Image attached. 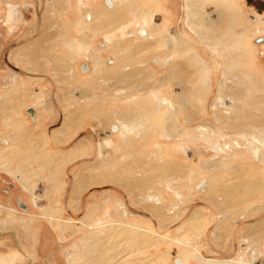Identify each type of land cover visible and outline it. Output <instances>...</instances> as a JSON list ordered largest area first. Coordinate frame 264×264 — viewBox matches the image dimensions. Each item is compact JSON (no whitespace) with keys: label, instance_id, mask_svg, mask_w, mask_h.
<instances>
[{"label":"rangeland","instance_id":"1","mask_svg":"<svg viewBox=\"0 0 264 264\" xmlns=\"http://www.w3.org/2000/svg\"><path fill=\"white\" fill-rule=\"evenodd\" d=\"M83 1L0 0V259L201 264L198 245L206 257L264 264V146L254 141L264 142V0ZM156 89L178 111L159 107ZM146 112L149 124L124 139L119 119ZM222 210L233 218L214 241ZM195 211L203 225L177 243ZM99 219L167 238L91 229Z\"/></svg>","mask_w":264,"mask_h":264},{"label":"bare ground","instance_id":"2","mask_svg":"<svg viewBox=\"0 0 264 264\" xmlns=\"http://www.w3.org/2000/svg\"><path fill=\"white\" fill-rule=\"evenodd\" d=\"M114 1V2H113ZM157 1H159V0H157ZM192 1V0H191ZM191 1H189V3H187L188 5H187V13H188V16H189V18H193V17H191V11H192V6H191ZM113 2V3H112ZM117 1L116 0H110L108 3H107V5H108V8L109 9H114V7H115V5H117V3H116ZM129 2V1H128ZM126 3V2H125ZM130 3V2H129ZM195 4V3H194ZM84 7H86L85 6V1H83V0H81V8H84ZM117 8H118V6H117ZM141 10V9H140ZM110 11V10H109ZM121 11V10H120ZM119 11V12H120ZM143 11V10H142ZM108 12V11H107ZM111 12H113V11H111ZM111 14H113V13H111ZM120 14V13H119ZM141 14V13H140ZM139 14V15H140ZM138 15V16H139ZM151 15V14H150ZM195 15V14H194ZM114 16V15H113ZM116 17H118L117 15H115ZM153 16V15H152ZM151 16V17H152ZM196 16H198V14L196 15ZM143 17V16H142ZM150 17V18H151ZM146 18V17H145ZM149 18V17H148ZM153 19H154V17H153ZM143 20V19H142ZM146 21H148V19H145ZM208 22H212V20L209 18V17H207V19H206ZM149 22V21H148ZM193 22V21H192ZM117 23V22H116ZM101 25V24H100ZM156 25H158V24H156ZM147 26V25H146ZM160 26V25H159ZM213 26V25H212ZM87 24L85 23V26H84V28H83V30H82V34L85 32V30L87 29ZM156 27V26H155ZM158 27V26H157ZM193 27V26H192ZM106 29V28H105ZM146 29H147V27H146ZM158 29V28H157ZM107 30V29H106ZM161 30V31H160ZM160 33L163 31V29H161L160 28ZM102 32V31H101ZM104 32V31H103ZM113 33H109V34H107L106 35V37H107V39H106V41H111V37H113V35H112ZM133 35V33H131L130 31H128L127 32V36H129V37H131ZM154 35H155V33L153 34H150V33H147L145 36H143V38H145V39H153L154 38ZM200 35V34H199ZM134 36V35H133ZM132 36V37H133ZM156 36V35H155ZM131 37V38H132ZM125 38V37H124ZM204 39V38H203ZM155 40V39H154ZM160 41L162 42L163 41V39L160 37ZM120 42V41H119ZM170 42V41H169ZM122 44H123V42H121ZM125 43V42H124ZM169 46H171V44H169ZM211 47V46H210ZM170 48V47H169ZM169 48L165 51L166 53H168V51H169ZM164 52V53H165ZM182 54V53H181ZM178 55V54H177ZM165 57H166V59H164V62H168V63H171V60H170V58H168V56L167 55H164ZM102 68V67H101ZM202 68V67H201ZM180 72V71H179ZM133 75V74H132ZM127 78V77H126ZM206 78V77H205ZM203 79V82H205L206 81V79ZM167 79V78H166ZM201 79V78H200ZM180 81V80H179ZM222 88H225V83H224V81H223V84H222ZM186 89V88H185ZM181 90H184V89H182V87H181ZM140 91V90H139ZM197 91V90H196ZM195 91V92H196ZM199 91H200V89H199ZM185 92V91H184ZM151 93V95L155 98V100H157L158 101V105H159V107H162L163 105H168V107H169V109H174V110H178V107H177V105L176 104H174L173 103V101H168V99L162 94V91H160V89H156V90H152V92H150ZM225 96L226 95H221L219 98H220V100L222 99V101H223V103H225V101H224V98H225ZM138 101V100H137ZM133 103H134V105H136L137 106V104L138 103H136V102H134L133 101ZM142 106V105H141ZM224 107V106H223ZM237 107H239V106H237ZM236 107L234 106V108H227L228 109V111H226V114L228 115V117H227V119H233V111L235 110L236 111V109H235ZM10 109V108H9ZM247 109V108H246ZM134 110V109H133ZM138 110H140V109H138ZM131 112V111H130ZM168 112H169V110H168ZM128 114V113H127ZM133 114V113H132ZM239 115H241L240 113H238ZM138 115V114H137ZM142 116H143V114H141ZM140 115V117H139V115H138V117L135 115V117L133 116V118L131 117H129V118H121L122 120H120L121 121V127H122V132H123V134H125L126 136L124 137V138H127L128 136H130L131 137V135L130 134H132V133H134V130H135V128L139 125V124H141V123H143V121H144V119H145V122H147L148 124H149V122L152 120V119H148V117H151V116H148V115H153V114H151L150 112H146V114L143 116L144 118H142V116ZM124 116H126V115H124ZM69 119V118H68ZM67 119V120H68ZM220 119V118H219ZM71 121L70 120H68V122H67V124L69 125V124H71L70 123ZM66 124V123H65ZM66 124V125H67ZM66 125H64V126H66ZM18 128V127H17ZM68 128V127H67ZM138 128V127H137ZM141 128V127H140ZM139 128V129H140ZM142 128H144V127H142ZM63 129V128H62ZM65 129V128H64ZM63 129V130H64ZM19 130V129H18ZM140 131V130H139ZM136 132V131H135ZM138 132V131H137ZM141 132V131H140ZM212 134V133H211ZM15 136V135H14ZM129 138V137H128ZM134 138V137H133ZM132 138V139H133ZM249 138V137H248ZM110 139V138H109ZM131 139V138H130ZM129 139V140H130ZM213 141V140H212ZM256 143H260V145H263L264 146V142H262L261 140H258V139H256L255 138V140H254ZM215 143V142H214ZM239 146V145H238ZM39 148V147H38ZM227 148H228V145H227ZM160 149H162L161 147H160ZM220 149H223V148H220ZM220 149H218V150H220ZM18 151V150H17ZM230 151V150H229ZM260 151L261 150H257L255 153L257 154V156L258 157H260L259 156V154H260ZM13 152H15V151H13ZM25 152V151H24ZM76 152V151H75ZM231 152V151H230ZM35 153V152H34ZM26 154V153H25ZM78 154V152H76V155ZM76 155L74 156V154L73 155H69V156H66L65 158H69V159H72V158H76ZM235 157V156H234ZM212 181V180H211ZM214 181V180H213ZM170 184V183H169ZM86 187V186H85ZM84 188V187H83ZM167 188V187H166ZM172 188V187H171ZM82 189V188H81ZM210 191V190H209ZM177 192V191H176ZM175 192V193H176ZM151 193V192H150ZM211 192H209V194H210ZM175 196H178V198L180 197V195L178 194V195H175ZM147 197H149V199L150 200H152V201H154L156 204H161V202H162V198H161V196H160V194H149ZM156 206V205H155ZM162 206V205H161ZM178 207V206H177ZM124 208V207H123ZM159 209V208H158ZM199 211H201V210H199ZM199 211H195L194 213H193V220L191 221V222H189L190 220H191V217L189 218V220L188 221H186L185 222V225H182V228H180L178 231H177V238H175V241L177 242V243H179V244H183L182 243V241L179 239V237L181 236L180 235V233L181 232H183V230L185 231V229H192L191 228V225H194V224H199V225H203L202 223H201V219L200 220H196V222H195V217H196V214L195 213H197V212H199ZM92 212H96L97 213V211L96 210H92ZM124 213H126V209H124ZM126 215V214H125ZM206 212H204V214H200V216L203 218V219H206L205 217H206ZM52 218V217H51ZM220 219H222V216H220L219 217V220ZM222 220H220V222H221ZM84 222V221H83ZM82 222V223H83ZM184 223V222H183ZM84 225H86L85 223H83ZM112 225H121V226H126V227H124L125 229H137L138 231H142V232H152L154 235H156L157 237L159 236L160 238H167V236L166 235H162V234H159V233H157V232H155V230L154 231H152V230H150V228H147V227H142V226H136V225H132L131 223H125L124 221H115V222H111V221H104V220H102V219H99V221L96 223V225L94 224V225H92V227L93 228H91V229H95V230H97V231H99V232H105V233H109V226H112ZM217 226V225H216ZM98 227H100V228H98ZM131 231V230H130ZM188 232V231H187ZM217 232H219L220 233V231H219V226H217V228L214 230V232H213V239L214 240H218L219 239V237L217 236ZM136 235V234H135ZM134 236V235H133ZM135 237V236H134ZM146 239V238H145ZM137 241V240H136ZM136 241L134 242V243H136ZM159 241V240H158ZM98 242H99V240H98ZM137 243H139V242H137ZM90 245L91 244H89L88 245V247H90ZM140 245V244H139ZM143 246V245H142ZM103 247H105V246H103ZM133 247H135V246H133ZM113 248V247H112ZM140 248V247H139ZM193 249H194V251H197V253H198V251H200V248L198 247V245H196V246H193L192 247ZM101 249V248H100ZM105 250V249H104ZM111 250V249H110ZM97 251H99L98 250V248H96V247H90V250H89V254H94V252H97ZM109 251V250H108ZM104 252V251H103ZM118 253V252H117ZM116 253V254H117ZM200 253V252H199ZM116 254H115V256H116ZM95 255V254H94ZM99 257H103V256H100L99 255ZM111 258V257H110ZM11 259L12 258H7V261H2L3 259H0V264H10V263H8V262H10L11 261ZM115 259V258H114ZM242 258H237V259H224V260H222V263L223 264H229V263H237V264H254L253 262H248V261H244V260H241ZM104 260V259H103ZM208 262L209 263H211V264H214L211 260H208ZM178 264H180V261L178 262Z\"/></svg>","mask_w":264,"mask_h":264},{"label":"crops","instance_id":"3","mask_svg":"<svg viewBox=\"0 0 264 264\" xmlns=\"http://www.w3.org/2000/svg\"><path fill=\"white\" fill-rule=\"evenodd\" d=\"M92 17V16H91ZM90 17V18H91ZM90 18H89V20H90ZM168 49V48H167ZM167 66H168V68H170L171 66H172V61H171V63H166V62H164ZM199 67V66H198ZM180 71V73H185V69H183V67L180 69V70H178V72ZM28 107H33V108H35L34 106H28ZM179 109V108H178ZM171 110V109H170ZM169 110V112H168V110L166 111V114L168 115L169 113H171V111ZM173 111H178V110H174V109H172ZM35 111H36V109H35ZM151 113V112H150ZM152 114V113H151ZM121 119H119V125H120V127H119V134H121L123 137H125L126 135L125 134H123V132H122V127H121V121H120ZM60 126V125H59ZM125 139V138H124ZM60 145V144H59ZM79 148H78V150H77V152H79ZM76 152L75 151H73L72 152V154L70 153L69 155H73V154H75ZM69 155H67V156H69ZM104 170H106V167L104 166ZM215 206L216 207H218L216 204H215ZM218 209V208H217ZM226 210H228V209H226ZM224 211L222 210L220 213H219V215L217 216V218H218V221L220 222V220H222L221 221V223L220 224H215V226L213 227V229H212V231H211V237H212V240H214L213 239V232H214V230L217 228V226H219V231L221 232V233H219V232H217V236L219 237V239L217 240H214V241H222V238H224V229H225V227H227L228 226V224H222L223 223V221H225L226 219H228V218H230V219H232L233 218V214L231 215V213H230V215H226V213H223ZM220 216H222V219H220L219 220V217ZM189 220V219H188ZM188 220H186V221H188ZM116 220H114V219H112L111 220V222H115ZM186 221H184V223H182V225L183 224H185V222ZM181 225V226H182ZM217 225V226H216ZM206 226V225H205ZM232 226H233V224H232ZM198 227V226H197ZM195 228V227H194ZM254 228V227H253ZM177 235V234H176ZM197 252V251H196ZM200 252V253H199ZM194 255H196L197 256V259L199 260V261H201V264H204V262H205V264H211V263H209L208 262V260H211L214 264H223L222 263V260H224V259H217V258H214V257H206V256H204L203 255V253H202V251H201V249H200V251H198V253L197 254H194ZM191 257H193V256H189V257H182L181 259H177L176 260V263L175 264H178V262L180 261V264H193V262H192V259H191ZM195 257V256H194ZM235 258H242V259H244L243 257H235ZM226 259H229V258H226ZM230 259H233V258H230ZM205 260V261H204ZM166 264H168V263H166Z\"/></svg>","mask_w":264,"mask_h":264},{"label":"water","instance_id":"4","mask_svg":"<svg viewBox=\"0 0 264 264\" xmlns=\"http://www.w3.org/2000/svg\"><path fill=\"white\" fill-rule=\"evenodd\" d=\"M27 112H28L29 114H33V113L35 112V108H33V107H28V108H27ZM106 133H107V134H110L109 131H106Z\"/></svg>","mask_w":264,"mask_h":264},{"label":"flooded vegetation","instance_id":"5","mask_svg":"<svg viewBox=\"0 0 264 264\" xmlns=\"http://www.w3.org/2000/svg\"><path fill=\"white\" fill-rule=\"evenodd\" d=\"M111 1H112V0H111ZM112 3H113V2H112ZM161 36H162V35H161ZM162 39L164 40V37H162ZM261 40H262V38H259V39H258V41H260V43L262 42ZM260 43H259V44H260ZM169 47H170V46L168 45L167 48H169ZM166 50H167V49H166Z\"/></svg>","mask_w":264,"mask_h":264}]
</instances>
